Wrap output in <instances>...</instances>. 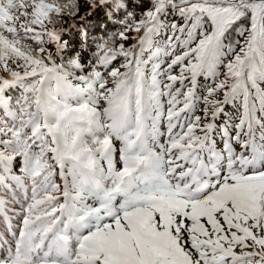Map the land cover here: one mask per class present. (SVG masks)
I'll return each instance as SVG.
<instances>
[{
    "label": "snow or ice",
    "instance_id": "6c2138e0",
    "mask_svg": "<svg viewBox=\"0 0 264 264\" xmlns=\"http://www.w3.org/2000/svg\"><path fill=\"white\" fill-rule=\"evenodd\" d=\"M0 264H264V0H0Z\"/></svg>",
    "mask_w": 264,
    "mask_h": 264
},
{
    "label": "trees",
    "instance_id": "16d2710c",
    "mask_svg": "<svg viewBox=\"0 0 264 264\" xmlns=\"http://www.w3.org/2000/svg\"><path fill=\"white\" fill-rule=\"evenodd\" d=\"M102 20H103V17H100L97 20H95L94 23H100ZM109 29L111 31H115V28H112L111 26H109ZM103 37H104V31L103 30H97L94 32L93 39L99 40ZM73 39L75 40V37H73Z\"/></svg>",
    "mask_w": 264,
    "mask_h": 264
}]
</instances>
